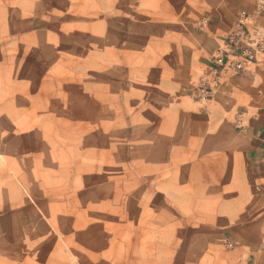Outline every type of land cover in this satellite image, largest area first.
I'll list each match as a JSON object with an SVG mask.
<instances>
[{
	"label": "rangeland",
	"instance_id": "374dc122",
	"mask_svg": "<svg viewBox=\"0 0 264 264\" xmlns=\"http://www.w3.org/2000/svg\"><path fill=\"white\" fill-rule=\"evenodd\" d=\"M250 2L0 0V264H235L264 82L198 86Z\"/></svg>",
	"mask_w": 264,
	"mask_h": 264
},
{
	"label": "built area",
	"instance_id": "2783aa9c",
	"mask_svg": "<svg viewBox=\"0 0 264 264\" xmlns=\"http://www.w3.org/2000/svg\"><path fill=\"white\" fill-rule=\"evenodd\" d=\"M260 61H264V0H255L251 9L241 11L234 28L211 56L199 82L201 95L209 100L214 86L220 84L225 75L242 74ZM238 125L242 122L238 121ZM261 159L264 161V150Z\"/></svg>",
	"mask_w": 264,
	"mask_h": 264
},
{
	"label": "crops",
	"instance_id": "0c3cea01",
	"mask_svg": "<svg viewBox=\"0 0 264 264\" xmlns=\"http://www.w3.org/2000/svg\"><path fill=\"white\" fill-rule=\"evenodd\" d=\"M255 0H251L249 5L244 8V10L251 9L254 6ZM239 15L236 17L234 24L232 25V29L234 28L236 21ZM230 29V31L232 30ZM229 31V32H230ZM228 32V33H229ZM227 34H219L213 33L212 43H214L215 48L212 54L209 57L208 63L210 61L213 53L219 48L222 44L223 39L228 35ZM232 77H241L244 78L245 83L242 84L240 90L238 91L239 95H257V85L264 82V61H260L254 65H251L246 72L238 75H225V77L221 80L225 81ZM254 85H252V81ZM220 82V83H221ZM237 92V93H238ZM189 98H192L191 95H188ZM256 97V96H255ZM264 103V99H263ZM255 131L258 133L257 135L261 137L260 139V149H259V159L254 163V169L256 172L259 170L264 172V163L260 160L261 154L264 150V112L261 114L259 121L254 123ZM264 185V183H263ZM263 191L262 194V204L256 206L252 216L247 219L246 223L232 231L230 234L233 237V254L235 258V264H263L264 263V187L261 188Z\"/></svg>",
	"mask_w": 264,
	"mask_h": 264
}]
</instances>
